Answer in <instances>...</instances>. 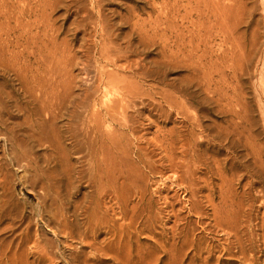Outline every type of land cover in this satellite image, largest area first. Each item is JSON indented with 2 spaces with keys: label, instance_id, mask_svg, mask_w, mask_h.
<instances>
[{
  "label": "rangeland",
  "instance_id": "rangeland-1",
  "mask_svg": "<svg viewBox=\"0 0 264 264\" xmlns=\"http://www.w3.org/2000/svg\"><path fill=\"white\" fill-rule=\"evenodd\" d=\"M47 1L0 15V241L22 239L15 264H264V0ZM108 37L147 66L137 109L98 90ZM112 100L127 121L105 115Z\"/></svg>",
  "mask_w": 264,
  "mask_h": 264
},
{
  "label": "bare ground",
  "instance_id": "bare-ground-1",
  "mask_svg": "<svg viewBox=\"0 0 264 264\" xmlns=\"http://www.w3.org/2000/svg\"><path fill=\"white\" fill-rule=\"evenodd\" d=\"M47 1V0H46ZM8 2H10V0L8 1ZM8 2H7V0H0V15L1 16H3L4 18H6L7 20L8 19H10V16H11V11H10V7H8ZM17 2V1H16ZM42 2V1H41ZM45 2V1H44ZM48 2V1H47ZM52 2V1H51ZM54 2H56V0L54 1ZM169 2V1H168ZM15 3V2H14ZM40 3V2H39ZM57 3V2H56ZM59 3V2H58ZM18 4V3H17ZM27 4H29V3H27ZM214 4V3H213ZM46 5V4H45ZM48 5V4H47ZM12 6H14V5H12ZM44 6V5H43ZM54 7V5L53 6H51L50 4L47 6V7ZM46 7V8H47ZM14 8V7H13ZM24 8V7H23ZM30 10H31V8H29ZM41 9H44V8H41ZM57 9V8H56ZM11 10H13V9H11ZM18 10V9H17ZM21 10V9H20ZM30 10H29V12L28 13H31L30 12ZM46 10H48V9H46ZM172 10H173V8H171L170 6H169V4H163V12H162V14L163 15H161V17H159V19H161V18H165V19H168L169 18V15H170V13L172 12ZM13 13H14V11H12ZM15 13H17L16 11H15ZM23 13V12H22ZM21 13V14H22ZM27 13V14H28ZM20 14V13H19ZM20 14V15H21ZM103 14V13H102ZM13 15V14H12ZM15 15V14H14ZM23 15H24V13H23ZM17 16V15H16ZM27 16V15H26ZM29 16V15H28ZM19 18H20V16H19ZM14 19V18H13ZM16 19V18H15ZM14 19V20H15ZM164 20V19H163ZM158 19L157 20H155V24H156V26L158 25ZM124 23V22H123ZM159 24H160V22H159ZM169 24H170V22H169ZM10 25V24H9ZM5 26L6 25H2V26H0V37H2L3 35H6V32H9L10 31V29L8 28L6 31H4V29H5ZM8 26V25H7ZM6 26V27H7ZM159 26V25H158ZM25 27V26H24ZM105 28V27H104ZM151 28V27H150ZM149 28V29H150ZM25 29V28H24ZM28 31H29V29H28ZM102 31V30H101ZM104 32V31H103ZM102 32V33H103ZM104 34V33H103ZM106 35H108V34H106ZM102 36V35H101ZM103 36H105V35H103ZM120 36V35H119ZM25 37V36H24ZM57 37V36H56ZM106 37V36H105ZM122 37H123V35H122ZM93 38V37H92ZM126 38V37H125ZM200 38V37H199ZM57 39V38H56ZM2 40V39H1ZM108 42L107 43H109L108 45H105V47H103L102 49H99V50H101V52H100V60H99V64L102 66L103 65V63H104V67H106V68H109V67H113L115 70V72L114 73H108V70L106 71H103L102 72V75H101V73L99 74V75H101L100 76V78L98 79V90H100L102 93H104V96L105 97H107L108 95L110 96V94L112 93V90H114V89H121V91H119V92H121L122 93V96L120 97V103H122V106H123V104H124V102L126 103V104H130V105H133L134 106V108L137 106V103H136V101H137V97L138 96H136V93L134 92V91H132V89L133 88H135V87H133V80L132 79H137V77L138 76H141V75H144V73L147 71V66H145V65H143L142 63H140V62H137L136 60H129V54L131 53V51L133 50H129L128 49V47H121V46H119V47H117L116 46V44H113V43H111L110 41H109V37H108ZM107 40H104V43H106L105 41H107ZM127 40V39H126ZM4 41V40H3ZM3 41H1V42H3ZM100 41H101V39H100ZM112 41V40H111ZM0 42V52H4L5 51V49L3 50V47L1 46V43ZM126 42V41H125ZM4 43V42H3ZM100 43V42H99ZM130 44V43H129ZM3 45V44H2ZM5 46H6V44H4ZM103 45V44H102ZM9 46V45H8ZM8 46H7V48H8ZM129 46V45H128ZM131 46V45H130ZM129 46V47H130ZM99 47H101V45L99 46ZM132 48V47H131ZM104 49V50H103ZM91 50V49H90ZM23 51V50H22ZM7 52V51H6ZM41 52V51H40ZM3 54H5V53H3ZM181 54V53H180ZM54 55H56V53L54 52ZM54 55H52V56H54ZM97 55V54H96ZM98 56V55H97ZM96 56V57H97ZM131 56H133V54L131 55ZM135 56V55H134ZM87 57V56H86ZM94 58V57H93ZM98 58V57H97ZM97 58L95 59V60H97ZM130 59H133V58H130ZM90 60H93V59H90ZM89 61V60H88ZM94 61V60H93ZM98 61V60H97ZM122 61H126L125 63L126 64H124V65H122L121 64V62ZM55 63H56V61H55ZM96 63V62H95ZM52 64V63H51ZM54 64V63H53ZM98 64V65H99ZM122 66H121V65ZM46 65H48V64H46ZM58 65V64H57ZM97 65V64H96ZM52 66V65H51ZM54 66L55 65H53V68H54ZM60 66V65H59ZM88 66H90V65H88ZM45 67V66H44ZM100 67V66H99ZM103 67V66H102ZM46 68H48L47 66L45 67V69ZM52 68V69H53ZM59 68V67H58ZM96 68H97V66H96ZM106 68H104V69H106ZM3 69V68H2ZM30 69V68H29ZM29 69H27V70H29ZM99 69V68H98ZM98 69H97V71H98ZM110 69H112V68H110ZM48 70V69H47ZM95 70V69H94ZM103 70V69H102ZM101 70V71H102ZM31 71H32V69H31ZM43 71H44V69H43ZM46 71V70H45ZM54 71H55V68H54ZM54 71H53V73H54ZM58 71H59V69H58ZM61 71V70H60ZM35 72V71H34ZM33 72V73H34ZM41 72V71H40ZM112 72H113V69H112ZM44 73H46V72H44ZM48 73V72H47ZM56 73V72H55ZM61 74H62V72H61ZM18 75V74H17ZM36 75V74H35ZM52 75H54V74H52ZM125 75V76H124ZM21 76V75H20ZM41 77H42V75H40ZM40 76H38V77H40ZM56 76V75H55ZM59 76V75H58ZM61 76V75H60ZM97 76H98V74H97ZM96 76V77H97ZM121 76V77H120ZM129 76V77H128ZM29 77H30V75H29ZM34 77V76H33ZM46 77V76H45ZM50 77V76H49ZM20 78V77H19ZM37 78V77H36ZM132 78V79H131ZM16 79V78H15ZM33 79V78H32ZM39 79V78H38ZM40 79H42V78H40ZM37 80V79H36ZM46 80H47V77H46ZM45 80V81H46ZM59 80H60V78H59ZM67 80V79H66ZM65 80V81H66ZM25 81H26V79H25ZM29 81V80H28ZM50 81H52V79L50 80ZM65 81H64V83H65ZM140 81V80H139ZM27 82V81H26ZM44 82V81H43ZM56 82H58L57 81V77H55V82H53L54 84L56 83ZM67 82V81H66ZM68 82H70V81H68ZM68 82L66 83V86L65 87H72V86H69V84H68ZM30 83H31V81H30ZM30 83H28L27 82V84L25 85L26 86V89L27 90H29L30 88H31V84ZM36 83V82H35ZM60 83V82H59ZM71 83V82H70ZM135 83V82H134ZM45 84V83H44ZM50 84V83H49ZM67 84H68V86H67ZM72 84V83H71ZM70 84V85H71ZM33 85V84H32ZM46 85V84H45ZM51 85V84H50ZM55 85H57V84H55ZM63 87H64V85L63 84H61ZM136 85V84H135ZM24 86V85H23ZM24 86V87H25ZM49 86V85H48ZM62 86L60 87V86H58L57 85V87H60V89L62 88ZM33 88V90H34V92H36V91H39V92H41V93H44V94H46L45 92H44V89H45V87H44V85L41 83V81H39V83L37 84V85H33L32 86ZM90 87V86H89ZM91 87H92V85H91ZM95 87V86H94ZM94 87H92V88H94ZM137 87V86H136ZM97 88V86L95 87V89ZM140 88V87H139ZM53 89V88H52ZM63 89V88H62ZM61 89V90H62ZM65 89V88H64ZM124 89H126V91H122V90H124ZM135 89H137V88H135ZM134 89V90H135ZM55 90H58V89H55ZM46 91V90H45ZM66 91H67V89H66ZM65 91V92H66ZM88 91V90H87ZM33 92V93H34ZM49 92V91H48ZM58 92H60V91H58ZM81 92V91H80ZM95 92V91H94ZM114 92V91H113ZM25 93V92H24ZM27 93V92H26ZM32 93V91H30V93H29V95ZM32 93V94H33ZM51 93V92H50ZM56 93V92H55ZM55 93H54V96H56L55 95ZM88 93V92H87ZM149 93V92H148ZM2 94V93H1ZM28 94V93H27ZM34 94H36V93H34ZM44 94H41V95H44ZM59 94V93H58ZM67 94V93H66ZM65 94V95H66ZM84 94V93H83ZM92 94V91L90 92V95ZM97 93L95 92V95H96ZM68 95H70V97L71 96H74V95H71V94H68ZM87 95V94H86ZM93 95H94V93H93ZM2 96V95H1ZM5 96V95H4ZM4 96H2V98H4ZM28 96V95H27ZM33 95H31L29 98H31ZM35 96V95H34ZM33 96V97H34ZM47 96H48V94H47ZM64 95H62L61 97H63ZM82 96V95H81ZM148 96V95H147ZM7 97H8V95H7ZM60 97V96H59ZM68 97V96H67ZM75 97H77V96H75ZM75 97H73V98H75ZM90 97V96H89ZM98 97H100V96H98ZM102 97V96H101ZM114 97V96H113ZM116 97V96H115ZM140 97H142L141 95H140ZM139 97V98H140ZM2 98H0V100L2 99ZM29 98L27 97L26 98V100L28 99V102H29ZM41 98V97H40ZM42 98H43V96H42ZM41 98V99H42ZM48 98V97H47ZM52 98H54V97H52ZM56 98V97H55ZM54 98V99H55ZM94 98V97H93ZM117 98H118V96H117ZM35 99H37V97L35 98ZM39 99V98H38ZM44 100H45V98H43ZM41 100V101H44V100ZM61 99V98H60ZM63 99H64V97H63ZM84 99V98H83ZM82 99V100H83ZM142 99V98H141ZM144 99V98H143ZM31 100V99H30ZM34 100V99H33ZM56 100H58V98L56 99ZM65 100V99H64ZM68 100V99H67ZM67 100H66V102H67ZM69 100H71V98H69ZM87 100V99H86ZM93 100V99H92ZM100 100V99H99ZM99 100H98V102H99ZM111 99H109V101H110ZM59 101V100H58ZM60 101H62V99L60 100ZM90 101V100H89ZM96 101V100H95ZM94 101V102H95ZM101 101V100H100ZM36 102H37V100H36ZM51 102V101H50ZM50 102H49V104H50ZM64 102V104L66 103L65 101H63ZM72 102V101H71ZM71 102H70V104H71ZM84 102H86L85 101V99H84ZM102 102H104V101H102ZM117 102H119V101H117ZM142 102H143V100H142ZM146 102H148V100L146 101ZM170 102V101H169ZM4 103V102H3ZM43 103V102H42ZM47 103V102H46ZM52 103H53V101H52ZM67 103H69V102H67ZM89 103V102H88ZM87 102L86 103H84L83 104V106L85 105L86 106V108H88V106H89V104H88ZM100 103V102H99ZM109 103H114V104H112V105H108ZM38 104H39V100H38ZM69 104V105H70ZM77 105H78V103H76ZM86 104H88V106L86 105ZM96 104V103H95ZM94 104V105H95ZM101 104V103H100ZM106 104V107H105V115L108 117H110V118H113V114H115L116 112L119 114H121L122 112H120L119 110H118V108L120 107V105H119V107L117 108V110L118 111H115V109H116V106L119 104V103H117V105H116V102L115 101H113L112 100V102H106L105 103ZM43 105H45V103H43ZM66 105V104H65ZM69 105H67V106H69ZM72 106L73 105H75V103L73 104H71ZM77 105H75V107L77 106ZM101 105H103V104H101ZM63 106V105H62ZM81 106H82V103H81ZM126 106H128V105H126ZM140 106V105H139ZM6 107V106H5ZM38 107V106H37ZM41 107V106H40ZM43 107V106H42ZM42 107H41V111H42ZM45 107H47L46 105H45ZM51 107H52V105H51ZM58 107V106H57ZM56 107V108H57ZM61 107V106H60ZM90 107H91V104H90ZM3 108V107H2ZM36 108V107H35ZM53 108H55V107H53ZM77 108V107H76ZM83 108V107H82ZM85 108V107H84ZM83 108V109H84ZM92 108H95V106L93 107V104H92V107H91V109ZM99 108V107H98ZM123 108H125V104H124V106H123ZM132 108V107H131ZM130 108V109H131ZM5 109V108H4ZM16 109V108H15ZM39 109V108H38ZM37 108H36V110H38ZM46 109V108H45ZM50 109V108H49ZM90 109V110H91ZM136 109H137V107H136ZM145 109V108H144ZM35 109H34V111H36ZM52 110V113H53V109H51ZM50 110V111H51ZM57 110V109H56ZM58 110H59V107H58ZM60 110H62V108H60ZM65 110V108L62 110V111H64ZM67 110V109H66ZM72 110V109H71ZM71 110H69V111H71ZM86 110V109H85ZM99 110V109H98ZM97 110V111H98ZM122 110H125V109H122ZM126 110H127V108H126ZM126 110L124 111V112H126ZM0 111H3V110H0ZM46 111V110H45ZM68 110L67 111H64L63 112V114L65 113V112H69ZM73 111H75V110H73ZM72 111V112H73ZM84 111V110H83ZM88 111V110H87ZM92 111H93V109H92ZM92 111H90L91 112V114L93 113L94 114V112H92ZM100 111V110H99ZM99 111H98V113H99ZM144 111V110H143ZM55 112V111H54ZM58 112V111H57ZM30 113V112H29ZM49 113V112H48ZM56 113V112H55ZM58 113H60L61 114V112L59 111ZM71 113V112H70ZM74 114H75V112H73ZM85 113H87V112H85ZM101 113V112H100ZM99 113V114H100ZM103 113V114H104ZM1 114V113H0ZM46 114V113H45ZM51 114V113H50ZM74 114H72L73 115V118L74 117H78V116H74ZM78 114V113H77ZM82 114V113H81ZM124 114H126V113H124ZM142 114V113H141ZM55 115H57V114H55ZM54 115V116H55ZM59 115V114H58ZM65 115V114H64ZM87 115V114H86ZM4 116V115H3ZM53 116V117H54ZM60 116V115H59ZM58 116V117H59ZM67 116V115H66ZM69 116V115H68ZM95 116V114L93 115V117ZM98 116V115H97ZM115 116H117V114L115 115ZM194 116V115H193ZM57 117V116H56ZM60 117H62V116H60ZM64 117V116H63ZM80 117H81V115H80ZM85 117V116H84ZM84 117H83V119H84ZM87 117V116H86ZM90 117L92 118V116L90 115ZM100 117V116H99ZM98 117V118H99ZM102 117V116H101ZM120 117V116H119ZM121 117H122V114H121ZM128 117V116H127ZM131 117H135V116H131ZM30 118V117H29ZM82 118V117H81ZM80 118V119H81ZM97 118V121H95L94 119H96V116H95V118H93V120L95 121V123L96 122H98V123H102L101 125H103V123H104V120H103V122H99L98 120L99 119H101V118H99L98 119ZM114 118H116V117H114ZM118 118V117H117ZM116 118V119H117ZM123 118V117H122ZM59 119V118H58ZM77 119V118H76ZM103 119H104V115H103ZM121 119V118H120ZM124 119V118H123ZM128 119V118H127ZM134 119V118H133ZM132 119V120H133ZM2 120H4L3 118H2ZM73 120V119H72ZM71 120V122H69V123H75V121H77V120H75V121H72ZM119 119H117L116 121H118ZM124 120H126V119H124ZM129 120V119H128ZM23 121H26V119H24ZM22 121V123H24ZM44 121V120H43ZM69 121V120H68ZM67 121V122H68ZM121 121V120H120ZM119 121V122H120ZM123 121V120H122ZM127 121V120H126ZM1 122V121H0ZM5 122V121H4ZM78 122V121H77ZM86 122V121H85ZM84 121H83V123H85ZM124 122V121H123ZM123 122H120V123H122L123 124ZM130 122H132V121H130ZM129 122V123H130ZM22 123H21V125H22ZM29 123V122H28ZM68 123V124H69ZM80 123V122H79ZM78 123V124H79ZM94 123V122H93ZM94 123V124H95ZM107 123V122H106ZM118 123V122H117ZM129 123H128V126H129ZM133 123V122H132ZM1 124H3V123H1ZM8 124V123H7ZM17 124H19V123H17ZM46 124V123H45ZM20 125V126H21ZM25 125V124H24ZM24 125H22V127L24 126ZM36 125V124H35ZM70 125V124H69ZM72 126H73V124H71ZM70 125V126H71ZM89 125H90V122H89ZM92 125V124H91ZM121 125V124H120ZM124 125H125V123H124ZM127 125V124H126ZM126 125L124 126V128L126 127ZM4 126L6 127V125L4 124ZM15 127H16V125H14ZM68 126V125H67ZM69 126V127H70ZM71 126V127H72ZM93 126H95V125H93ZM100 126V125H99ZM131 126H133V125H131ZM131 126H129V127H131ZM85 127V126H84ZM134 127V126H133ZM11 128V127H10ZM10 128H8V129H10ZM18 128V127H17ZM21 127H19V129H20ZM73 128H75V130L77 129L78 130V128H76V127H74L73 126ZM87 128V127H86ZM91 128V127H90ZM97 128H99V127H97ZM128 128V127H127ZM13 129V128H12ZM12 129H10V130H12ZM70 129H72V128H70ZM69 129V130H70ZM82 129V128H81ZM92 129V128H91ZM94 129V128H93ZM15 130V129H14ZM17 130V129H16ZM66 130H68V128L66 129ZM83 130V129H82ZM96 130V129H95ZM99 130V129H98ZM101 130V129H100ZM129 130V129H128ZM134 130V129H133ZM83 131H85V130H83ZM102 131V130H101ZM14 132V131H13ZM58 132V131H57ZM60 132V131H59ZM58 132V133H59ZM69 132H71V131H69ZM86 132V131H85ZM85 132H83L82 134H84ZM132 132V131H131ZM134 132V131H133ZM239 132V131H238ZM66 133V132H65ZM76 133H78V131L76 132ZM75 133V134H76ZM80 133H81V131H80ZM92 133V132H91ZM95 133V132H94ZM100 133V132H99ZM102 133V135L104 134L103 132H101ZM67 135H69L68 133H66ZM72 134H74L73 132H72ZM72 134L70 135V137L71 138H73V136H72ZM79 134V133H78ZM82 134H80V135H82ZM96 134V133H95ZM85 135V134H84ZM84 135H83V137H84ZM105 135V134H104ZM106 135H107V133H106ZM231 135V134H230ZM43 136V135H42ZM44 136H46V134L44 135ZM56 136H58V134L56 135ZM82 137V138H83ZM85 137H86V135H85ZM96 137V136H95ZM45 138V137H44ZM47 138V137H46ZM57 138V137H56ZM60 138V137H59ZM61 138H62V135H61ZM87 138V137H86ZM8 139V138H7ZM42 139V138H41ZM63 139V138H62ZM73 140V139H72ZM71 140V141H72ZM75 140V139H74ZM59 141V143L61 142L60 140H58ZM84 141H85V139H84ZM98 141V140H97ZM100 141H102V140H100ZM99 141V142H100ZM73 142V141H72ZM71 142V143H72ZM75 142H76V140H75ZM74 142V143H75ZM149 142V141H148ZM11 143V142H10ZM16 143V142H15ZM78 143V142H77ZM85 143V142H84ZM84 143H83V145H84ZM96 143V142H95ZM61 144V143H60ZM59 144V146H61ZM81 144V143H80ZM79 144V146H81ZM87 144H90L89 142L87 143ZM74 145V144H73ZM82 145V146H83ZM91 145V144H90ZM93 145V144H92ZM13 146V145H12ZM24 146V145H23ZM76 146V145H75ZM73 147V146H72ZM84 147H85V145H84ZM60 148H64L63 146L62 147H60ZM66 148V147H65ZM65 148L64 149H62V150H65ZM109 149V148H108ZM71 150V149H70ZM87 150V149H86ZM80 151V150H79ZM78 151V152H79ZM71 152V151H70ZM77 152V153H78ZM72 153V152H71ZM80 153H83V150H81V152ZM108 153V152H107ZM67 154V153H66ZM107 156V155H106ZM11 157V156H10ZM29 157V156H28ZM68 157V156H67ZM12 159V158H11ZM28 159V158H27ZM13 161V160H12ZM70 165V164H69ZM33 166V165H32ZM37 166V165H36ZM97 166V165H96ZM35 167V166H34ZM41 167V166H40ZM39 167V168H40ZM70 167V166H69ZM74 166H71V168L70 169H72ZM94 168V167H93ZM97 168H98V166H97ZM41 169V168H40ZM88 170V169H87ZM90 170H91V167H90ZM178 170V169H177ZM39 171V170H38ZM38 171H36L37 173H38ZM85 171V170H84ZM93 171V170H92ZM40 172V171H39ZM43 172V171H42ZM41 172V173H42ZM45 172V171H44ZM83 172V171H82ZM89 172V171H88ZM112 172V171H111ZM36 173V174H37ZM72 173V172H71ZM83 173H85V172H83ZM44 174V173H43ZM79 174H81V173H79ZM87 174V173H86ZM95 174V173H94ZM122 174H124V173H122ZM57 175V174H56ZM70 175H72V174H70ZM98 175V174H97ZM39 176V175H38ZM42 176V175H41ZM59 176V175H58ZM69 176V175H68ZM87 176V175H86ZM74 177H75V175H74ZM82 177H84V176H82ZM88 177V176H87ZM91 177V176H90ZM94 177H95V175H94ZM44 178V177H43ZM71 178H73V176H71ZM76 178V177H75ZM92 178V177H91ZM90 178V179H91ZM42 179V178H41ZM85 179H87V178H83V180H85ZM89 179V180H90ZM96 179V178H95ZM169 179V178H168ZM69 180H70V178H69ZM73 180V179H72ZM96 181V180H95ZM89 182V181H88ZM91 182V181H90ZM60 183V182H59ZM70 183V182H69ZM98 183V182H97ZM71 184V183H70ZM102 184V183H101ZM72 185V184H71ZM58 186V185H57ZM59 186H61V185H59ZM35 187V186H34ZM101 187V186H100ZM61 188V187H60ZM102 188H103V186H102ZM101 188V189H102ZM58 189V188H57ZM99 189V188H98ZM97 192H98V190H97ZM96 192V193H97ZM95 193V194H96ZM98 194V193H97ZM59 195V194H58ZM86 196V195H85ZM95 196V195H94ZM59 197V196H58ZM62 199V198H61ZM65 200V199H64ZM232 202V201H231ZM63 204V203H62ZM91 205V204H90ZM94 205V204H93ZM93 205H91V206H93ZM96 205V204H95ZM65 206H68L67 205V203H66V201H65ZM59 207H60V205H59ZM64 207V206H63ZM62 208V207H61ZM66 208V207H65ZM69 208V207H68ZM78 208H81L80 206L79 207H77L76 209L78 210ZM86 208V207H85ZM87 208H89V206L87 207ZM62 209H64V208H62ZM75 209V210H76ZM82 209H83V207H82ZM91 209V208H90ZM67 210V209H66ZM74 210V211H75ZM85 210V209H84ZM86 210H88V209H86ZM59 211H61L60 210V208H59ZM59 211H57V213L59 212ZM64 211V210H63ZM62 211V212H63ZM97 211V210H96ZM80 212V211H79ZM98 212V211H97ZM65 213V212H64ZM69 213V212H68ZM82 213V212H81ZM88 213V212H87ZM48 214V213H47ZM56 214V213H55ZM55 214L53 215V216H55ZM70 214V213H69ZM75 214V213H74ZM80 214V213H79ZM83 214V213H82ZM90 214H92V213H90ZM46 215V214H45ZM59 215V214H58ZM57 215V216H58ZM93 215V214H92ZM91 215V216H92ZM97 215V214H96ZM99 215V214H98ZM102 215V214H101ZM61 216H63V215H61ZM60 216V217H61ZM67 216V215H66ZM70 216V215H69ZM72 216V215H71ZM75 216V215H74ZM90 216V215H89ZM95 216V215H94ZM100 216V215H99ZM104 216V215H103ZM102 216V217H103ZM64 217V216H63ZM96 217H98V216H96ZM101 217V216H100ZM54 218H56V217H54ZM75 218V217H74ZM89 218V217H88ZM92 218H93V216H92ZM72 219V218H71ZM71 219H69V220H71ZM94 219V218H93ZM97 219V218H96ZM99 219V218H98ZM66 221H67V219H65ZM76 220H78L77 218H76ZM75 220V221H76ZM56 221H58V219H56ZM62 221V220H61ZM87 221V220H86ZM91 221H92V219H91ZM98 221V220H97ZM100 221V220H99ZM63 222H64V220H63ZM78 222V221H77ZM95 222H96V220H95ZM104 222V221H103ZM64 223H66V222H64ZM94 223V222H93ZM93 223L91 224V225H93ZM105 223V222H104ZM62 224V223H61ZM74 224V223H73ZM97 224V223H96ZM98 224H102V223H98ZM97 224V225H98ZM64 225H67V224H64ZM78 225H80V224H78ZM97 225H96V227H97ZM104 224H102V226H103ZM68 226V225H67ZM71 226V225H70ZM74 226V225H73ZM100 226V225H99ZM105 226V225H104ZM66 227V226H65ZM94 227V226H93ZM122 227V226H121ZM128 227H130V226H128ZM68 228V227H67ZM88 228H89V226H88ZM87 228V229H88ZM91 229H92V227H90ZM99 228V227H98ZM97 228V229H98ZM104 228V227H103ZM69 230V229H68ZM95 230V229H94ZM99 230H100V228H99ZM73 231V230H72ZM86 232V231H85ZM88 232V231H87ZM92 232V231H91ZM97 232V231H96ZM21 233V232H20ZM89 233V232H88ZM88 233H87V236H89L88 235ZM93 233V232H92ZM98 233V232H97ZM91 234V233H90ZM95 235V234H94ZM22 236V235H21ZM85 236V235H84ZM93 236V235H92ZM96 236V235H95ZM95 236H94V238H95ZM231 236V235H230ZM97 238V237H96ZM84 239V238H83ZM82 239V240H83ZM87 239V238H86ZM85 239V240H86ZM18 240V239H17ZM22 241V239L21 240H19V242L17 243V244H15L16 243V239H12V240H10V241H7V239H4V240H2V241H0V247H1V249H0V264H15V261L14 260H12V253L14 252V251H16L17 250V252H18V247L21 245V242ZM104 241V240H103ZM24 242V241H23ZM27 242V241H26ZM28 243V242H27ZM23 244V243H22ZM22 246V245H21ZM39 247V246H38ZM99 247V246H98ZM13 248H15L16 250H13ZM19 248H21V247H19ZM40 249V248H39ZM42 250V249H41ZM44 250V249H43ZM42 250V251H43ZM100 250V249H99ZM40 251V250H39ZM40 253H41V251H40ZM24 254V253H23ZM42 254V253H41ZM45 254V253H44ZM50 254V253H49ZM104 254V253H103ZM10 255H11V257H10ZM39 255V254H38ZM14 256H16V255H14ZM41 256V255H40ZM47 256V255H46ZM43 257V256H42ZM48 257V256H47ZM40 258V257H39ZM41 259V258H40ZM43 259V258H42ZM47 259V258H46ZM102 260V259H101ZM45 261V260H44ZM53 261V260H52ZM18 263V262H17ZM45 263H47V262H45ZM53 264V263H52Z\"/></svg>",
  "mask_w": 264,
  "mask_h": 264
}]
</instances>
